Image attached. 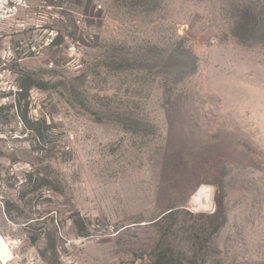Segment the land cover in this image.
Listing matches in <instances>:
<instances>
[{"label":"rangeland","instance_id":"rangeland-1","mask_svg":"<svg viewBox=\"0 0 264 264\" xmlns=\"http://www.w3.org/2000/svg\"><path fill=\"white\" fill-rule=\"evenodd\" d=\"M3 56L0 264H264V0H30Z\"/></svg>","mask_w":264,"mask_h":264},{"label":"built area","instance_id":"built-area-1","mask_svg":"<svg viewBox=\"0 0 264 264\" xmlns=\"http://www.w3.org/2000/svg\"><path fill=\"white\" fill-rule=\"evenodd\" d=\"M29 7L30 0H0V25L15 19L22 10ZM99 8H101V5H99ZM50 41H52V38H50ZM79 45L80 41L73 40L68 46L70 54H75L79 49ZM10 62L9 56H3L0 60V85L2 84L3 88L6 87L9 90L17 91L18 88L5 79L10 73Z\"/></svg>","mask_w":264,"mask_h":264},{"label":"crops","instance_id":"crops-1","mask_svg":"<svg viewBox=\"0 0 264 264\" xmlns=\"http://www.w3.org/2000/svg\"><path fill=\"white\" fill-rule=\"evenodd\" d=\"M22 11H23V10H22ZM5 25H6V24H5ZM9 25H11V23H10ZM6 26H7V25H6ZM6 26H5V27H6ZM6 31H7V29H6Z\"/></svg>","mask_w":264,"mask_h":264}]
</instances>
